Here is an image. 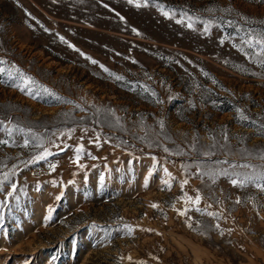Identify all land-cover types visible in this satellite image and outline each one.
Instances as JSON below:
<instances>
[{
  "label": "rangeland",
  "instance_id": "rangeland-1",
  "mask_svg": "<svg viewBox=\"0 0 264 264\" xmlns=\"http://www.w3.org/2000/svg\"><path fill=\"white\" fill-rule=\"evenodd\" d=\"M257 40L264 0H0V264H264Z\"/></svg>",
  "mask_w": 264,
  "mask_h": 264
},
{
  "label": "snow or ice",
  "instance_id": "snow-or-ice-1",
  "mask_svg": "<svg viewBox=\"0 0 264 264\" xmlns=\"http://www.w3.org/2000/svg\"><path fill=\"white\" fill-rule=\"evenodd\" d=\"M129 2L131 3L132 2V0H129ZM189 27H191V25H189ZM256 43L257 44H260L261 45V47H262V51H264V40H257L256 41ZM93 63H95V61H92ZM0 63H3V61H0ZM5 69L4 68H0V73H5ZM17 71H19V70H17ZM8 75L9 76H11V73H8ZM21 76H23V74L21 73ZM117 79H121V77H117ZM35 83L34 81H30V78H25L24 79V83H25V85H26V87L25 88H21V91H25L26 92V94H29V95H31L32 94V89L30 88V87H27V85L29 84V83ZM44 91H48L47 89H44ZM49 94H51V93H49ZM246 118V117H245ZM0 143H6L5 141H0ZM77 151L79 152L80 151V149H77ZM51 153H47L46 152V155H50ZM39 159H45V155H42V156H40V157H38ZM262 158H264V157H262ZM244 166H246V165H244ZM166 171V170H165ZM7 177H5V179H6ZM185 183H186V181H185ZM232 183L235 185L236 183H237V181L236 180H233L232 181ZM261 187V190H264V185H262V186H260ZM12 188L13 189H15V185H12ZM12 193L11 192H9L8 193V195H11ZM191 199V198H190ZM199 199H200V197L199 196H196L195 197V200L193 201V203H198L199 202ZM153 207H156V205H153Z\"/></svg>",
  "mask_w": 264,
  "mask_h": 264
}]
</instances>
